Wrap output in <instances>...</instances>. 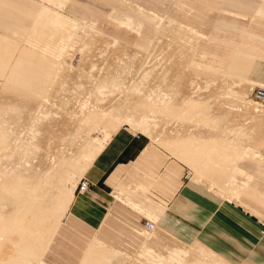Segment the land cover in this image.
I'll use <instances>...</instances> for the list:
<instances>
[{"label": "rangeland", "instance_id": "obj_1", "mask_svg": "<svg viewBox=\"0 0 264 264\" xmlns=\"http://www.w3.org/2000/svg\"><path fill=\"white\" fill-rule=\"evenodd\" d=\"M11 1H12V3L16 2L17 5L12 4L9 0H7L8 5L7 6L3 5V12H2L3 20H5L6 15L11 20V25H10L11 28L8 29L9 31L7 32V35H10V37H12V38L10 40L8 39L7 44L4 43L5 40L3 39V46H2V50H1L2 52L0 53L2 55V57L4 58L3 61L5 63L8 62V63L13 64L15 66L17 64V62L19 61V58H21V54H23L25 52H27V54L32 53L35 55L37 54L39 56H42L40 52L32 51L33 49H31V44H30L31 42L28 43L29 42L28 41L29 40L28 35L30 33V27L32 25L33 18H35L36 14L40 11V9L43 6H48L51 9L60 11L64 15L69 17L70 19L76 20V22H78L80 24L82 29H86V27H87V29H86V31H88L87 34L91 33V31L88 30L90 28H94L93 31L94 30L99 31L100 32L99 34H101L102 36H106V37H104V39L105 38L109 39V40H107L106 43L104 42L105 44H107L108 41H110V39H114V38L117 39L119 41V43H118L119 47L116 44L115 45L116 48L117 49L120 48V49H118L120 51L124 50V51L118 53L119 60L116 58L113 59L115 57L116 53H115V55L113 54L114 57L113 56L110 57L108 55H110L113 52L118 51V50L115 49V46L112 47V45H114V44H112V40L109 42L110 44H107V46L104 45L107 48L109 45L112 44L110 46L112 48L108 47V50L111 53L109 54V52L106 51L108 53V55H107L105 53V48L103 46V44H104L103 43V41H104L103 37L101 35H100L101 37H98V38H96L94 36V38H96V39H94L92 37L94 35V32H92L91 33L92 35L89 34L88 37L91 38V40L93 38L94 42H96L95 40H97L99 38L103 39L102 45H100L101 43L99 44L100 48H97V46H98V43L101 42V40L100 41L98 40L97 44H94L93 41H92L93 42L92 43L90 40L88 41L90 43H88L86 40V43L82 44V42H85L86 36H84V34L81 33L80 37L82 38V36H83L85 39L83 38L82 40H84V41L81 42V40H80V43L77 41L76 46L79 44H80V46H78V47L75 46L71 50H67V52H64V54L62 55L61 58L57 59V56H52L51 54H48V56H46V55L44 56L47 58L51 56L55 59V60L50 61L49 86H44V88L49 87V90H52V92L50 93V104H51V106L53 105V107H49V108L51 109L52 112L54 111V113H53L54 116L52 117V114H51L52 112L50 111V115H51L50 117H52V118H49V119H52V121H57V124L54 123L53 126H51L52 128L54 127V129L53 130H52V128L49 129L50 133H52V131H55L57 133V134L55 133L56 136H54L55 135L54 133L50 134L48 132L50 136L54 137V141H56V143L58 144L56 146L52 145L53 148L50 147L51 150H53L54 147L55 148H57L59 146L61 147V145H59V144L63 143L62 144L63 147L62 148L59 147L58 149H61L64 152L70 150L69 152H66V154L67 153L69 154L71 152V150L73 151V148H75V147H73V145L70 144V145H68V149H69L68 150L66 148L67 144L73 142L72 144H74V146H76L78 143L76 149H79L80 146L82 148V145L79 146V144L84 142L85 139H88L92 142L94 141L95 143L100 144V145H106V143L108 142V140L110 138V133L104 128L103 124L107 121H111L109 118L105 119L103 124L100 127L98 126V129L95 130L96 132L94 131L90 134V137L87 138L86 135L85 136L83 135L86 133V130L82 134L83 136H80L81 134L78 135L77 137L73 136V134H75L74 132L76 131V129H78V126L82 125V121L84 120V117L80 116L81 110L78 108L79 106L76 103L77 102L76 99L78 97H80L79 95H83V93L88 92L87 89H89L88 88L89 85L86 86L87 84L85 85L84 82L86 81V83H87V81H88L87 79H89L90 80L89 82H91V80L94 79L93 77H95L94 81L91 82V85L96 84L95 81L100 80L102 78V77H100L102 74L98 75L99 73L95 74V72H100V69H102L101 72L105 71V69H107V71L110 72L111 71L110 68L114 67V66H112L115 64L114 61L117 60L116 61L117 65H115V68H114L115 71L113 68H112L113 69L112 71L115 73L122 71L123 74L125 72L124 75L129 74L128 76L130 77V79H129V77H126L129 80H127V79L125 80L129 84H126L125 86L123 85V87H124V89L122 90L123 92H120V90L118 92V91H114L113 89H110V91L115 92V94L113 93L114 98H112L113 96L108 95V97H110V98L107 97L108 99L104 98L103 100H106L108 102V100L112 98L113 100H111V101H113V102H111V103H110V101L108 102L109 103L108 105L110 106L112 103H115L117 101L116 98L119 97V95H121V93L123 96H124V94L126 95L128 93H129V95H131V97L132 96H134V97L138 96V94L135 91L129 92V90L131 89V86L133 85L132 83H134L135 81L137 82L140 79H141L140 81H142L144 83L146 81H143V80H146V79L148 80L149 78H152L154 75L156 76V74L158 73L157 70L159 71L158 68H159V66H161L160 64H156V63L157 62L161 63V54H163V53L166 54L167 51L169 50V49L166 50L165 47H168V45L164 42V40L167 38L166 41L168 43L169 42L168 39H172L170 36L172 34L174 35L175 33H177V35H174V36L172 35V37H174L173 40H170V44H172L173 41H174L173 43L176 42L175 40H177V38L179 36H182L185 34L187 35L190 33V32L189 33L183 32L185 34L181 33L182 29L179 27V25L190 27L193 30H195V32L197 34L190 33L192 35L191 36L192 38L188 35L187 36L185 35V37L182 36L180 38L181 40H177V42L175 43L177 45V44H179L178 43V41H179L180 47L178 46L179 48H177V50H176V45L172 44L173 46H169V47L175 46V48H174L175 50L174 49L172 50V48H170L172 51L169 50V52L166 55L162 56V61L164 60L166 62L165 63L163 61L162 63L169 65V66L164 65V66H166L165 67L166 69L168 67V70L165 71L164 70L165 68L163 70L165 72H167L166 74L168 75V77L171 76V78H169V80L165 81L168 78H165L166 74L164 76V74H163L164 72L161 69L162 74L159 71L158 75L159 74L163 75L164 81L157 78L158 76H156L155 78L158 79V81L156 80L157 83L155 82V84L151 85L152 81L154 82V80H152L154 78L153 77L152 79H150L151 83H150V85L148 84L149 86H147V83H149V80L147 81V83L143 84L144 89H145V87L146 88L148 87L151 90L154 89L155 94H156L155 91L157 89L163 87L162 86L163 83L166 82L167 87H168L169 83L172 84V85H169L171 87L170 88L168 87V88L170 89L171 94L173 91H175L172 94L173 98L169 99V96L172 97L170 93H167L168 97H166L170 100L169 102H174V103H171L172 104L171 106L174 105V107H171L169 105L171 107V109L170 108L168 109V110H172V113L165 110V112L169 113V115H170V116L168 115L169 118L164 117L166 113H164V111H163L162 112V113H164L163 118L161 116H158L156 119H157V121H159V123H161L162 121H165V122H162L161 124H159L158 125L159 128L158 127L156 129L152 128L150 131L151 133L149 132V134H147V133L145 134L144 132H141L142 130H139L137 127L135 128L134 126L132 127L130 124H124V125H118L117 124L118 126H122L121 128L128 127L134 133L141 134V135L145 136L146 138H148L153 145L159 147L162 150L163 154H167L168 156H171L174 160H176L179 163V165L181 167L186 168L187 176L189 178H192L194 181H197L195 178L194 172L190 168L185 166V164L181 160L176 158V156L174 154H171V153H173L171 151V149H169L168 147L164 148V145H163L164 143L162 144V142H160V141H163L161 136L162 137L166 136L167 139H169L168 136L165 134L169 133V131L171 130V127H172L171 125L175 122V121H172L174 119L173 116L176 115L175 112L177 113V111H179V110H177V111H174V110H176L177 108L180 109V107H182L181 109L184 110L183 109L184 107H185V109H187L189 106H192V104H194L193 102L197 101V100H194V98L190 95V93L193 95L196 93L195 95H197L198 91H199L198 89H200V91H202V92L200 93V91H199V93H200L199 96H196L195 98L197 99V97H198V101L201 100L200 102H203L202 105H204V106H202V109L206 110V115H207V113L209 114L212 111V110H209L212 108V106H211L212 104L215 105L214 106V107H216L215 109H219L218 112H220V110H222V108L229 110V113L226 112L225 110L222 111L223 117H222V112L219 113V114H221V117L223 119L220 118V115L218 113H216L217 112L216 110H215L216 111L215 114L218 116H216L213 113V111L210 114L212 116L214 114V116L222 119V121L219 119L217 122H215V124H217L220 121L219 123H221L223 126L219 125V123L217 124L218 127L215 124L213 126V124L208 121L212 125V127H215V126L217 127V129H216V127H215V129L209 127L211 129V131H212V129H213V131L216 130L214 132L213 131L211 132V131H209L210 130L209 128L201 127L202 125L203 126H205V125L202 124L201 120L196 118L199 120L198 121L199 123L196 121V119H194L196 123H194V127H192V124H193L192 122H194V120L190 119V118H193V117H191L189 114V117H190L189 118L188 114L186 113L185 116H187L188 118L183 115V117H185L186 119L185 118L178 119L176 121L182 120V123L176 122L177 124L174 123V125H173L176 128H177V125H180V128L183 131L182 133H184L183 136H182L181 132H180V135L179 134L174 135V133H176L177 130H178L177 132H179L181 130L180 128H179L180 130L178 128H177V130L174 128V130H172L174 137L169 136L170 139L175 138V136L176 137L179 136V138H183V137L185 138L186 135L190 134L188 132L190 127L192 128V130H193V128L194 129L196 128L195 130H197L199 127H201L202 132H200V130H199L200 128H199L196 131V133L197 134L199 133L198 134L199 137H202V138L203 137L209 138L210 136L212 137V135H215V137L218 136L220 138H224V137L227 138L230 136V138H231L234 135L231 136L232 134L229 132L228 128L230 127L229 129H231L233 125L235 127H237V125L241 124L242 121L247 119V116L248 115L250 116V114H248L247 116H246V114L245 115L243 114L244 116L242 115L243 118H241L242 117L241 112L240 113H238V112L242 109L237 110V108H238L237 107L236 111H238L237 114L240 116L236 115V113H235L236 111L234 110L235 115L233 114V116H236V119L233 120V118H235V117L231 116L232 115L231 113L233 112V111H231L232 109L228 108L229 105L227 106V105H224V103H222L223 100H224L223 102H225V99H221V97L225 98L227 96L231 100L248 101V102H250L249 103V107H250L249 109H251V107H253V106L254 107L264 106V103L259 102V104H258L256 102H254V98L252 95V93H253L252 90L259 85L249 83L251 86L247 85L248 87L246 86L247 87L246 88L245 85L248 83H245V84L243 83L242 87H241L242 89H240V88L237 89V87H236V89H232V86L230 84H227L228 86L230 85L229 86L230 88L226 85L227 81H230L232 79V77H230L228 74L240 75V76L245 77V78L246 77L247 78H255L254 80H256L258 78L254 75L252 76L251 74L259 73L260 71H262L260 74L262 75V77H264V70H262L261 68L256 66V63H257L256 58H264V55L259 54L258 52L254 51L257 49L264 50V7H262L264 5V0H52V1L33 0L32 7H31L32 2L30 0L29 1L30 6L28 9L26 6L27 0H11ZM9 4H11V5H9ZM139 7L143 8L145 11L140 12ZM260 8H262L261 11H260ZM5 10H7V12ZM151 12L154 13L158 17V18H156V20H153V18H152L153 16L150 15ZM169 20H171V21H169ZM166 21H167V23H166ZM176 23H178L179 25L178 24L175 25ZM168 24H169L170 29L168 27H166V26H168ZM170 25L173 26L174 28L171 27ZM83 26H84V28H83ZM81 27H79L78 31L82 30ZM161 27H162L163 31L165 30V28L168 29V30L167 29L165 30V31H167V32H165V34L168 33L167 35H164V32L161 31ZM171 28H173V29L176 28L175 33L173 31V33L171 34L172 31H170V30H173ZM180 30H181V32H180ZM178 31H179V36H178ZM160 32H161V34L163 33L164 36L161 35ZM99 34H96V36H99ZM168 35H169V37H168ZM196 35L198 37L197 40H196V38H194V37H196ZM159 36H161L162 38ZM165 36H166V38H165ZM176 36H177V38H176ZM88 37H87V39H89ZM186 37H189L188 40L191 38L189 40L190 46L187 44L188 42H185V41H188V40H186ZM157 38H159V39H157ZM161 39H164V40H161ZM159 40H161V41L159 42ZM183 40H185L184 41L185 43L183 42ZM191 40L193 41V43L195 41V43L191 44V42H192ZM73 42H75V41H73ZM158 42L160 43V46L162 45L161 47L159 46ZM163 42L167 46L164 47ZM91 43H92L91 46H93L92 47L93 51L91 50V47L89 48ZM155 43H158L159 47L157 45H155ZM181 43H182V45H181ZM86 44H88V45H86ZM120 44L122 45V47ZM154 45L157 46L158 48L154 47ZM181 46H183V47H181ZM185 46H189L190 49H189V47H185ZM79 47L82 48V50ZM153 47H154V49L156 48L155 50L158 49L155 52L156 54L154 53L155 50H153ZM6 48L8 49L7 50L8 54L5 56V54L3 52ZM77 48H79V49H77ZM180 48H182L185 52L182 49H181L182 50V52H181ZM184 48H186L187 51ZM37 49L39 50L40 48H37ZM73 49H75V50L77 49L79 51L76 50V52H74L75 50L73 51ZM110 49H112V51L113 50H115V51L112 52ZM158 51H160V52H158ZM173 51L174 52L180 51V52L172 54V53H174ZM150 52L154 53V54H151L152 55L151 58L152 59L155 58L154 60H156V61H154V64L152 62V65L150 64L151 62L146 61L149 59L148 56H149ZM83 53L85 54V56ZM122 53L125 54V56L127 55V57H130V58H128L129 61L126 62L127 65H123V67L121 66L122 69H120V67H118V65L120 66V64H119V62L121 60L120 54H122ZM180 53H182V54H180ZM242 53H245V54L250 55V56H255L256 58L250 59L248 57H245ZM105 54L109 57V59L107 61L110 62L112 60L111 61L112 63L111 62L107 63V61H106L107 56L105 57ZM123 54L121 55V57L124 56ZM157 54L160 56H158ZM171 54H172V57H175L174 60L171 57ZM87 55L88 56L90 55V56L88 57ZM156 55L159 58H157ZM82 56H84V58L88 57L89 61L86 62L87 58L83 59ZM132 56H133V58H132ZM134 56L136 59H134ZM146 56L148 58H146ZM80 58H82V59L80 60ZM137 58H138V60H137ZM151 58H150V60L152 61ZM156 58L158 60L159 59L160 60L158 61ZM163 58H165V59H163ZM125 59H122L123 62H125ZM176 59H178V60H176ZM122 60H121V62H122ZM130 60L134 61L133 63H135V64L132 63V65H131V63H129ZM170 60H172V62ZM80 61H82L81 64L86 65V66L82 65L83 69H81V67H78V63ZM83 61L86 63H83ZM142 61L143 62L146 61L150 65L146 64V62H144V64H143ZM123 62L121 64H123ZM138 63H140V64H138ZM142 64H143V66L146 65V67L141 66ZM92 65H94V66L98 65L99 67L98 66L97 67L100 69H98L95 66V68L98 69V70L96 69L97 70L96 71L94 66H92ZM153 65H159V66H156V70H154L155 66L153 67ZM14 66L11 68L3 69V72L12 73ZM79 66H80V64H79ZM108 66H111V67L109 68ZM148 66H152V68H154L152 70L149 67L148 68L149 71H151V72L155 71V73L156 72L157 73L153 74L150 72V74L151 75L153 74V76L149 77V74H148V76L146 75V77H145L143 75L145 78H143L142 74L138 75V72L143 73L145 71V69H147ZM92 68H94V71L88 70V69H92ZM103 68H105V69L103 70ZM117 68H119L118 70H120V71H118ZM79 69H81V70H79ZM255 69H258V70L254 71ZM141 70H142V72H141ZM89 71L94 72L95 75L91 74ZM107 71H105L103 73H106ZM168 71H169V74H168ZM62 72H63V74H62ZM85 72L86 73L89 72L91 74V75L87 74L89 76V78H85V77H88L85 74ZM81 73L84 74V75H82V77H81ZM147 73H149V72H147ZM124 75H122L123 76L122 79L125 78ZM96 76H99L98 79ZM163 77H160V78H163ZM194 77H198L199 79L198 78L193 79ZM262 77H260V78H262ZM133 78L135 79V81ZM200 78H203V79H200ZM8 79H9L8 75H6V74L4 76L0 75V107L2 104H4V105L15 104L16 106H18L20 104V102L22 105H20L21 107L19 106L20 111L18 110V108L13 109L11 111H7L10 114L12 112V115L13 116L15 115L14 117L12 115L8 114V116L5 115L4 116L5 118L3 117L2 120L0 118V121L5 120L6 124H8V125L5 124L8 127L7 128L8 134H6V135L9 138L11 137L12 140H14L15 137H19L21 139H28L29 134H30L28 132L30 120L34 116L33 114H30L33 112V110L31 111V108L34 109L33 107L38 105V102H36V101L34 102V100L42 99V94L41 93L40 94L35 93L34 98H33L31 93L28 92L25 94L26 95L25 96L24 93H21V91L18 90L19 87L18 88L14 87L8 81ZM46 79L47 78H44V81ZM82 79H84V80L82 81ZM192 79L194 82H196L195 80H198V81L200 80L197 83L198 84L202 83L201 85H203L204 88L201 85H200L201 87H196L195 85H198V84H196V83L194 84V82H192ZM51 80H53L54 83L52 82L51 86H50ZM130 80L133 82L131 83ZM174 80L175 81L177 80L176 83L177 84L179 83V87H177V84H175ZM56 81H58V82H56ZM161 81H163V83ZM187 81L188 82L191 81V82L188 83ZM204 81H207L208 83L204 82ZM209 81H210V84H211V82L213 83V88L209 89V85H210ZM231 81H233V79ZM123 82H124V80H123ZM203 82H204V84H203ZM214 82H217L216 84L217 85L219 84V85L217 87H214V86H216V84L214 85ZM79 83H84V87L86 88L84 90H86V91H82L84 87L81 84L83 87V88H81V86L78 85ZM137 83L139 84V81ZM159 83H161V87L158 85ZM124 84H125V82H124ZM190 84H192L191 86L193 87L192 88L193 90L196 87L194 93H192L193 90L191 89V87H189ZM206 84H209V85L206 86ZM220 84H222V85H220ZM223 84H225V86H223ZM232 85H234V84H232ZM79 86L81 88L80 90L82 91V94H79V93H81L79 90ZM156 86H159V87L156 88ZM205 86L208 88H205ZM51 87L52 88L54 87V88L51 89ZM92 87L94 88L95 85L91 86L90 88H92ZM165 87H166V85H165ZM210 87H212V85ZM166 88L163 87V88H161V90H164V89L166 90ZM168 88H167V90H168ZM149 89H146V91L150 92ZM189 89L192 90L190 93H189V91H190ZM205 89H207V90L205 91ZM161 90L160 89L157 90L158 92L156 95H158L159 92L163 93V91H161ZM143 91H142V96L145 93H147L146 91H144L145 93ZM209 91H210V93H209ZM166 92H169V91H164L163 95H166L165 94ZM12 93H13L14 97H13ZM109 93H111V92H108L107 94H109ZM187 93H189V94H187ZM117 94H119V95H117ZM159 94H161V93H159ZM186 94L188 96L190 95L192 98L190 99V97H189V99H187L185 97ZM216 94L218 95V97ZM23 95H24V97H26V99L22 98ZM47 95H48V93H47ZM115 95H117V96L115 97ZM213 95L216 97H214ZM200 96H203V98L199 99V98H201ZM71 98L74 99L76 102L74 100H71ZM184 98H186V99L184 100ZM97 99H99V98H97ZM214 99L219 100V101L222 100L220 103L224 107H222L218 103H216ZM26 100H28V101H26ZM64 100H66V101L63 102ZM99 100L102 101V99H99ZM171 100H173V101H171ZM187 100H189V101L186 102ZM192 100H193V102H192ZM67 101H69V102H67ZM130 101H131V99H130ZM178 101H180V102H178ZM103 102H101V103H103V105L99 103V106L101 109L103 108V107H101V105L105 106L104 105L105 101H103ZM117 102L115 103L116 105L118 104ZM214 102L216 104H214ZM24 103L26 106L24 105ZM31 103H34V104L31 105ZM63 103L64 104L66 103V104L64 105ZM67 103H73V104H71L72 108L70 106H68L69 104H67ZM62 104H63V107L67 105V107L69 108L68 109L67 107H64V109L66 111V112L64 111V113H60V111H61L60 108H61ZM115 104H113V106ZM217 104L221 108L220 107L217 108V106H216ZM225 104H227V103H225ZM28 105H30V106H28ZM74 105H76V106H74ZM106 106H107V104H106ZM109 106H107L108 108L104 107V109H102V110L110 109ZM205 106H207V107H205ZM225 106H227V108ZM63 107H62V109H63ZM75 107H76V109L78 108L77 113H76ZM111 107H112V105H111ZM21 108H23V110H21ZM70 108H71V110H70ZM174 108H176V109H174ZM2 109L3 108L1 107L0 110H2ZM4 110L6 111L7 109H4ZM17 110L19 113L18 119H17V113L13 114L14 112H17ZM72 110H73V112L75 110V112L74 113L71 112ZM224 111L228 115L230 114V116L232 118H230V116H228L226 113H224ZM250 111L252 112V110H250ZM0 112H4V111H0ZM57 112L59 113V115ZM67 112L69 113V115L67 114ZM139 112L146 113V112H148V110L143 109V111H142V109L139 108ZM65 113L68 115L66 118H65V116H66ZM173 113H174V115H173ZM64 114H65V116H64ZM182 114H180V115H182ZM224 114H226L228 116L229 121L226 118L227 116H225ZM252 114L253 113H251V115ZM72 115H74V118L77 117V119H74L72 117ZM166 116H167V114H166ZM176 117H179V116L176 115ZM216 117L215 118L213 117V118L216 119ZM260 117H262V116H260ZM260 117H259V119H260ZM12 118H13V120H12ZM14 118H16V119H14ZM224 118H226V120ZM237 118L240 119V121L242 119L243 120L241 122L239 121L240 123H237L238 122ZM257 118L255 120H257ZM9 119L11 120V123H10ZM175 119H177V118H175ZM223 120H225L226 123ZM255 120H253L252 124H251L252 121L250 122L249 120H245L246 123H243V124L248 125L247 122H250L249 125H253ZM46 121H49V120L47 119ZM46 121H45V123L43 122V124L46 125V123L50 122V121L49 122H46ZM169 121H170V123H169ZM213 121H215V120L211 119V122H213ZM233 121L234 122L236 121V125L233 124L234 123ZM263 121H264V118H263V120H261V121L257 120L256 122L257 123L262 122V124H263L264 123ZM12 122L13 123L17 122V123L12 124ZM61 122L62 123L67 122V124L68 123L69 124L68 125L66 123L62 124ZM208 122H207V124H206V122H204V123L206 125H210ZM256 122L254 124L255 126L257 125ZM168 123L170 124L171 127H169ZM58 124L64 125V126L60 125L61 128H63L62 129L63 131L59 129L60 126ZM165 124H166V126H165L166 127V130H165L166 133L163 132L165 134H163V133L161 134L160 128H161V126L163 128V125H165ZM189 124H191V125H189ZM195 124H198V127H196ZM262 124H258V125H260V127H257L258 126L257 125L256 126L257 129L252 128L253 133H254L252 139L254 141L251 140V141H253V145H251V146H256L254 144H256L259 141V139H257V138H260L262 135H264V131H263L264 127L261 128ZM56 125L58 127H56ZM65 125H67V128H66L67 130L64 128ZM225 125H226V127H227V125H229V127L226 128ZM219 126H221L222 128L223 127H225V128L219 130V128H221ZM240 126L241 125H239V127ZM255 126H253V127H255ZM70 127L72 129L75 128V131L70 129ZM206 127H208V126H206ZM248 127L249 126H247L249 137H248V135H246L247 129H246V134H245L246 136L240 135V137H239V138L243 137V139H241V140L244 141V144L247 142L252 143V142H249L250 138L252 136L249 134L250 133L249 130L251 129V127H249L250 129ZM42 128L44 129V126ZM68 128H69V131H68ZM162 128H161V130L164 131V129H162ZM167 129H169V131H167ZM172 129H173V127H172ZM224 129L228 130L226 132H229L228 133L229 135L225 136L227 133L224 131ZM252 129H251V131H252ZM258 129H261V131H258V132L254 131V130H258ZM192 130L190 131L191 133H192ZM217 130H219V131H217ZM64 131H66V132H64ZM172 131H170V132L172 133ZM63 132L66 134V136L67 135L69 136L68 138H71V139L75 140L76 142L71 140V139H68ZM67 132H68V134H67ZM69 132H71L70 135L73 136V138L69 135ZM72 132H73V134H72ZM193 132H195V131L193 130ZM224 132H225V134H224ZM259 132L260 133L262 132V133L259 134ZM58 133H60L61 136L58 135ZM171 133H170V135H171ZM212 133H214V134H212ZM151 134H154L155 136H153ZM160 134H161V136H160ZM255 134L257 135L256 138L254 137ZM49 135H48L49 141H50V139L53 140V138H51ZM63 135H64V137H66V139H68L65 142H64V140H66V139H64V138L63 139H59V138L57 139V136H59L61 138ZM188 136H190V135H188ZM74 137H75V139H74ZM83 137H85V138H83ZM218 137H217V139H220ZM244 137H246V140L244 139ZM247 137L249 138L248 141H247ZM55 138L57 140H55ZM76 138H79V139H76ZM158 138L160 139V141H156V140H158ZM163 138H165V137H163ZM41 139H42L41 141H43V139H45L44 136H43V138L41 137ZM58 140L59 141L63 140V141L59 142ZM51 141H50V143H51ZM67 142H69V143H67ZM254 142H256V143H254ZM75 143H76V145H75ZM84 143H82V144H84ZM44 144H45V142L42 144V146ZM247 144H245V145H247ZM248 145H250V144H248ZM69 146H70V148H72V147L73 148L70 149ZM44 147H45V145H44ZM12 148H13V145H11L10 150H12ZM76 149H74V151H76ZM79 150H77V151H79ZM74 151H73V153H74ZM77 151L74 154H77L78 153ZM262 154L264 155V151ZM37 158L39 159V155L37 156ZM40 160L43 162V156H40ZM253 160L256 161L254 155L252 154L251 157L244 158L243 160L238 162V167L240 168V172L236 173L235 176H232L233 179H232V182L230 184V187L232 190L234 188L238 189V191L240 193L239 197L235 199V198H229V197L225 196V198L231 199L232 201H236L240 204H246V206L248 205L247 206L248 208L250 206L255 207V205H258V202H261L264 205V202L257 198V197H259V198L263 197V195H264V162H262L261 164H258L256 162H254ZM5 168H10V167H8V165H7ZM11 168H14V167H11ZM248 174L252 175L253 178L250 181V183L248 184V186H247L248 188L246 190H244L243 188L245 187L244 186L246 184L245 180L247 179ZM82 179H84V176L76 175L75 177H73V179H70L64 185V188H63L64 191H67L68 189L69 190L75 189V191H76L78 184ZM208 180L207 179L203 180V182H201V184H206L210 188V186H209L210 181H208ZM6 181H7V177H1L0 178V184H4ZM214 189L211 188V190L213 192L217 193V191H216L217 189L216 188H214ZM121 192H122V195L120 196L119 200H121L122 202L126 201L125 204H127V201H128L127 205H129V201L131 199L133 200L132 195H130L131 193H129L127 189L122 190ZM142 192L144 193V195L139 201L147 202L146 205L151 206V205H163V204H165V201L163 200V198H159L156 196H154V197L150 196L149 193L150 194L152 193L150 189H143ZM135 199H138V198H135ZM20 202L21 201L18 200L15 203H10V202L6 203V208L2 210V213L4 215L3 218H5L6 221H8V222L10 220L12 221V217L15 216L14 213L16 212V210L18 208V204ZM3 203L4 202L2 201V198L0 196V206ZM131 213L132 214H128V215H126L124 213H119L116 211L114 213H111L110 216L108 217L106 223L103 225V227H101L98 230H90L81 222L65 216L62 220V223L60 224V227H59L50 247H49V250L47 251V253L45 255L46 262L48 264H83V259L87 253L88 248L93 244V242L96 241V239L103 242L107 247L114 249L116 251H119V253H120V255L118 257L114 258L113 260H111V262H105L102 264H145L149 260V257H142L141 254H143V253H141V252L147 246L152 247L154 250H156L157 252H159L165 256H168L169 252L172 250H175V249H183V250H187L190 252L193 250V248H192L193 245H191L190 243L182 241L178 237H176L173 234H171L170 232L166 231L162 227V226H164L163 224H160L159 222H156L155 220L150 219L149 217L144 219L145 218L144 216L143 217H142V215L140 216L134 210ZM147 220H151V221L155 222L156 229L154 231H148L146 229ZM148 233H151V235ZM146 237L147 238L150 237V239H146ZM192 253L195 254V251H193ZM188 260H189L188 264H190L191 263L190 261H192L193 258L189 257ZM6 264H14V263L12 261H9Z\"/></svg>", "mask_w": 264, "mask_h": 264}, {"label": "bare ground", "instance_id": "obj_2", "mask_svg": "<svg viewBox=\"0 0 264 264\" xmlns=\"http://www.w3.org/2000/svg\"><path fill=\"white\" fill-rule=\"evenodd\" d=\"M46 8V7H45ZM48 9V8H47ZM46 9V10H47ZM44 10L43 9V11H44V15L42 14V18H40V16H39V18L40 19H38V20H42V19H45V20H43V22H46V20L47 19H49V22L47 23L46 22V26H47V28L44 30V33L42 34V32H39V31H37V30H39V29H42V28H39V29H36V28H34L35 30V35L34 36H36V34L37 33H39L40 35H41V37L43 38V40H40V41H43V46H42V49H40V50H45V53L46 54H51L52 56H57V59L58 58H61L62 57V55L64 54V52H67V50H71L72 48H74L75 46H76V44H77V41L80 43V40H81V42L82 41H84V40H82L84 37L82 36V38L80 37L81 36V33H83L84 34V36H86V39H85V42H82V44L83 43H86V40H87V42L90 40L91 42L93 41L94 42V40H93V38H94V36L96 37V38H98V37H101L102 35L101 34H99L100 32H98V31H93V28H90V29H88L89 31H91V33L92 32H94V35L92 36L93 38H92V40H91V38H89L88 36H89V34H91V33H88L87 34V32L88 31H86V29H87V27H86V29H82V27L80 26V24L78 23V22H76V21H74V20H71V19H69V18H66L63 14H61V13H57V12H54V11H52L51 10V8L49 9V10ZM45 12H47V13H45ZM42 13V12H41ZM41 15V14H40ZM44 16H45V18H44ZM46 16H48V17H46ZM169 21H171V20H169ZM78 23V24H77ZM166 23H167V21H166ZM174 23V22H173ZM42 23H38V25L40 26ZM48 24H49V26H48ZM165 24V23H164ZM178 23H176L175 25H177ZM38 25H36V27L38 26ZM173 25V24H172ZM174 25V26H175ZM179 25V24H178ZM42 26H43V28H44V23L42 24ZM45 26V27H46ZM85 26V25H84ZM84 26H83V28H84ZM165 26V25H164ZM171 26V25H170ZM41 27V26H40ZM79 27H81V31H78V29H79ZM90 27V26H89ZM163 27V26H162ZM162 27H161V31H163L162 30ZM166 27H168L169 28V24H168V26H166ZM171 27H173V26H171ZM179 27L182 29V32H181V30H180V32L181 33H183V32H190V33H195L194 31H192V30H190V29H188V28H186V27H184V26H181V25H179ZM174 28V27H173ZM173 28H171V29H173ZM167 28H165V30H166ZM170 29V28H169ZM179 29V28H178ZM177 29V30H178ZM163 31L164 32V35H167L168 33H166L165 34V32H167V31ZM168 30V29H167ZM175 30H176V28L175 29H173V30H170V31H172L171 32V34L173 33V31H174V33H175ZM169 32V31H168ZM33 33V32H32ZM189 33V34H190ZM96 34H99V36H96ZM160 34H161V32H160ZM170 34V35H171ZM183 34H185V33H183ZM189 34H187L188 36H192L191 34L189 35ZM196 34V33H195ZM194 34V35H195ZM33 35V34H32ZM92 35V34H91ZM101 35V36H100ZM161 35H163V33L161 34ZM163 35V36H164ZM173 35V34H172ZM172 35L170 36L172 39H168V43H167V38H166V36H165V40L164 39H161V40H164V42L168 45V47H165V46H167V45H165L164 44V42H163V46L166 48V50H171L170 48H172V50L175 48V46L174 47H169V46H173L172 44H174V45H176L175 43L177 42V40H181L180 38L182 37V36H184L185 37V35H182V36H179V31H178V38H177V36H176V38H177V40H175L176 42L175 43H173L172 41V44H170V40H173V38L174 37H172ZM174 35H177V33H175ZM173 35V36H174ZM181 35V34H180ZM186 35V36H187ZM193 35V36H194ZM33 36V37H34ZM39 36V35H38ZM38 36L36 37V39H38ZM40 37V36H39ZM87 37L89 38V39H87ZM91 37V36H90ZM103 37V39H104V37H106V36H102ZM159 37H161V36H159ZM168 37H169V35H168ZM41 38V39H42ZM81 38V39H80ZM96 38H94V39H96ZM162 38V37H161ZM188 38L189 37H186V40H188ZM192 38V37H191ZM190 38V39H191ZM194 38H196V40H197V35H196V37H194ZM40 39V38H39ZM103 39L101 38H99V39H97V40H95L96 42H94V44H97V41L99 40H101V42H99L98 43V46H99V44L100 45H102V41H103ZM106 39V40H105ZM104 39V41H103V43L105 42H107V40H109V39H107V38H105ZM157 39H159V38H157ZM189 39V40H190ZM112 40V44H114V45H112V47L113 46H115L116 44L118 45V43L119 42H117V41H115V40H113V39H110V41ZM161 40H159V42L161 41ZM189 40L188 41H185V40H183V42L185 41V42H188L187 44L190 46V43H189ZM73 41H75V42H73ZM110 41H108V43L107 44H110L109 42ZM192 41V40H191ZM190 41V42H191ZM29 42H31V41H29ZM28 42V43H29ZM92 42V43H93ZM157 42V41H156ZM158 42V43H159ZM182 42V41H181ZM184 42V43H185ZM198 42V41H197ZM196 42V43H197ZM34 45L33 46H35V48H39L37 45L38 44H40V43H38V41H36V40H34ZM88 43H90V42H88ZM92 43L90 44V46H89V48L91 47V50L93 51V46H91L92 45ZM103 44V46L104 45H106L107 46V44ZM158 43H155V45H157L158 46ZM178 43L179 44H177L176 45V50H177V48H179L180 46V42L178 41ZM193 43V41L191 42V44ZM194 43H195V41H194ZM193 43V44H194ZM31 44V43H30ZM93 44V45H94ZM170 44V45H169ZM186 44V45H187ZM86 45H88V44H86ZM111 45H109L108 47L109 48H112V47H110ZM121 45V44H120ZM154 45V47H157V46H155ZM181 45H182V43H181ZM78 46H80V44L79 45H77L76 47H78ZM97 46V45H96ZM95 46V47H96ZM97 46V48H100V46L98 47ZM106 46H104V48H105V53L108 55V53L107 52H109V50H108V47L106 48ZM159 46H160V43H159ZM158 46V47H159ZM162 46V45H161ZM160 46V47H161ZM179 46V47H178ZM184 46V45H183ZM183 46H181V47H183ZM189 46H185V47H189ZM195 46V45H194ZM102 47V46H101ZM118 47H119V45H118ZM121 47H122V45H121ZM124 47V46H123ZM154 47H153V50H155L154 49ZM157 47V48H158ZM80 48V47H79ZM79 48H77V49H79ZM76 49V50H77ZM81 50H82V48H80ZM115 49H117L116 48V46H115ZM118 49H120V48H118ZM117 49V50H118ZM123 49V48H122ZM160 49V48H159ZM182 48H180V50H181ZM185 50H186V48H184ZM189 49H190V47H189ZM75 49H73V51H74ZM76 50L74 51V52H76ZM80 50V51H81ZM104 50V49H103ZM111 51H112V49H110ZM158 50V49H157ZM157 50H155L154 51V53L157 51ZM165 50V51H166ZM169 50L167 51V53L169 52ZM171 50V51H172ZM175 50V49H174ZM179 50V49H178ZM183 50V49H182ZM182 50H181V52H182ZM77 51H79V50H77ZM91 51V52H92ZM107 51V52H106ZM113 51H115V50H113ZM112 51V52H113ZM119 51V52H118ZM118 51H115V52H113L112 54H110L111 52H109V54L110 55H108V56H113V54L115 55V53H116V55L118 56H116L115 55V57L113 58V59H118L119 60V55H118V53H120V52H122V51H124V50H118ZM152 51V50H151ZM161 51V50H160ZM160 51H158V52H160ZM164 51V50H163ZM162 51V52H163ZM184 51V50H183ZM187 51V50H186ZM189 51V50H188ZM192 51V50H191ZM153 52V51H152ZM161 52V53H162ZM174 52V51H173ZM180 51H178V52H174V53H172V54H175V53H179ZM185 52V51H184ZM193 52V51H192ZM125 53V52H124ZM154 53H151L150 52V54H149V59L148 60H146V61H149V62H151L150 64L152 65V62H153V64H154V61H156V60H154V59H152L151 58V54H154ZM160 53V54H161ZM166 53V54H167ZM84 54V53H83ZM82 54V55H83ZM105 54V57L107 56ZM123 54V53H122ZM122 54H120V59L122 60V59H125L126 57H127V55L125 56V54H123L124 56V58L123 57H121V55ZM156 54V53H155ZM166 54H161V63L160 62H157L156 64H160L161 66H159V65H153V67L155 68H152V66H148L147 67V69H145V71L143 72V73H139L138 72V75H141L142 74V76L144 75L145 77H146V75L148 76V74H149V77L150 76H153V74L155 73V71L153 72H151V71H149V67H150V69H154V70H156V66H159V71H160V73L162 74V70L166 67V66H169V65H167V64H163L162 62L164 61H162V56L163 55H166ZM172 54H171V57H172ZM180 54H182V53H180ZM185 54V53H184ZM183 54V55H184ZM189 54V53H188ZM91 55V54H90ZM89 55V56H90ZM133 55V54H132ZM139 55V54H138ZM158 55V54H157ZM156 55V57L157 58H159L158 56H160V55H158L157 56ZM182 55V56H183ZM84 56H85V54H84ZM84 56H82L83 57V59H85V58H87L88 59V57H85L84 58ZM107 56V58H106V61L109 59V57ZM131 56V55H130ZM137 56V55H136ZM146 56V58H148ZM180 56V55H179ZM186 57V56H185ZM184 57V58H185ZM91 58V57H90ZM128 58H130V57H127L126 59H125V62H123V60H122V62H123V64H121L122 62H121V60H120V62H119V64H120V66L118 65V67H120V69H122V67H123V65H127V63L126 62H128L129 60H128ZM132 58H133V56H132ZM131 58V59H132ZM145 58V59H146ZM150 58L152 59V61L150 60ZM156 58V59H157ZM170 58V57H169ZM173 58V60H174V58L175 57H172ZM182 58V57H181ZM183 58V59H184ZM189 58V57H188ZM82 58H80V60H81ZM86 59V62L87 61H89V59L87 60ZM111 59V58H110ZM134 59H136L135 58V56H134ZM163 59H165V58H163ZM171 59V58H170ZM187 59V58H186ZM133 60V59H132ZM132 60H130V62L129 63H131V65H132V63L134 62V61H132ZM137 60H138V58H137ZM158 60V59H157ZM160 60V59H159ZM158 60V61H159ZM176 60H178V59H176ZM112 61V60H111ZM110 61V62H111ZM114 61V60H113ZM117 61V60H116ZM116 61H114L115 62V64L114 65H112V66H114V67H111V66H108L110 69H111V71L109 72V71H107V69H105V68H103V70L105 69V71H107L106 73H103V72H105V71H103V72H101L102 71V69H100V68H98L99 66L98 65H95L98 69H100V72H95V74L97 73H99L98 75H101L100 77H102L100 80H98V81H95V83L96 84H94L95 85V89L93 90L92 88H90L91 86H94V85H91V82L92 81H94V79H95V77H93L94 79L93 80H91V82H89L90 80L89 79H87L88 81H87V83H86V81L84 82L85 83V85L86 86H88L89 85V89H87L88 90V92H86V93H83V95H79L80 97H78L76 100H77V102L74 100V99H72L71 98V100H74L77 104H78V108L81 110V114H80V116H82V117H84V120L82 121V125H80V126H78V129H76V131H75V128L74 129H72L71 127H70V129H72V130H74L75 132V134H73V132H72V134H73V136H78V135H80V136H85L86 135V137L88 138V137H90V134L92 133V132H94L95 130H97L98 129V126L100 127L102 124H103V122L105 121V119H107V118H109L113 123H115V124H118V125H124V124H130L132 127L134 126L135 128L137 127L139 130H142L141 132H144L145 134L147 133V134H149V132L151 131V129L152 128H157L158 127V125L159 124H161L162 122H165V121H162L161 123H159V121H157V117L158 116H161L162 118H163V114L164 113H166L167 114V116H166V114H165V116L164 117H168V115H169V113H167V112H165V110H167L168 112H171L172 113V110H168L169 108L171 109V107H174V105L173 106H171L172 104L171 103H174V102H169L170 100V98L172 99L173 98V93L175 92V91H173L172 89V94L170 93V87L171 86H169V85H172V84H168V87H167V83L165 84V83H163V81H164V77H163V75H161V74H159L158 75V73H159V71L157 70V74H156V76H158L157 78H159V79H161V80H163V81H161L163 84H162V86L164 87V88H168V90H167V88H166V90L164 89V90H161V88H163V87H161V83H159L158 85L161 87V88H159L161 91H163V93H164V91H169V92H166L165 94L166 95H163V93L162 92H159V93H161V94H159L158 93V95H156L157 94V90H159V89H155L156 91V94L154 93V89L153 90H151V89H149L148 87L146 88L145 87V89H144V83H147V81L149 80V83H147V86H149L150 85V83H151V80L150 79H152L153 77L155 78L156 76L154 75L152 78H149L148 80L146 79V80H143V81H146V82H142V81H140L141 79V77L139 78L140 80H138L139 81V84L135 81V79H134V83H132L133 81H131L130 80V82L133 84L132 86H131V89L129 90V92H133V91H135L137 94H138V96H136V97H134V96H132L131 97V95H129V93L128 94H124V96L122 95V93H121V95H119V94H117V95H119V97H117L116 99H117V105L115 104V103H112L111 105H112V107H111V105L109 106L108 104V102L110 101V103L111 102H113V101H111V100H113L112 98H114V94H115V92L114 91H118L119 92V90H120V92H123L122 90L124 89V87H123V85L125 86L126 84H129V83H127V81H125L126 79L127 80H129L130 79V77L128 76L129 74H127V75H124L125 74V72H124V74L122 73V71L121 72H118V71H120V70H118L119 68H117V72L118 73H115V72H113L112 70L115 68V65H117L116 63ZM132 61V62H131ZM146 61H144V62H146ZM171 62H172V60H170ZM169 61V62H170ZM181 61V60H180ZM179 61V62H180ZM81 62L82 61H80L79 63H78V67H81V69H83V67H82V65L84 66L85 64H81ZM86 62H84L83 61V63H86ZM110 62H108L107 61V63H110ZM143 62V61H142ZM144 62H143V64H144ZM165 62V61H164ZM183 62V61H182ZM112 63V62H111ZM125 63V64H124ZM166 63V62H165ZM79 64H80V66H79ZM133 64H135V63H133ZM138 64H140V63H138ZM143 64L141 65V66H143ZM146 64H149V63H147L146 62ZM149 64V65H150ZM178 64V63H177ZM102 65V64H101ZM109 65V64H108ZM164 65H166V66H164ZM181 65V64H180ZM63 66V65H62ZM86 66V65H85ZM92 66H94V65H92ZM91 66V67H92ZM95 66H94V68H95ZM122 66V67H121ZM134 66V65H133ZM139 66V65H138ZM104 67V66H103ZM143 67H146V65L145 66H143ZM161 67V68H160ZM175 67V66H174ZM181 67V66H180ZM94 68H92V69H88V70H92V71H94ZM97 68H95V70L97 69ZM102 68V67H101ZM113 68V69H112ZM173 68V67H172ZM81 69H79V70H81ZM97 69V70H98ZM109 69V70H110ZM142 69V68H141ZM143 69V70H144ZM162 69V70H161ZM87 70V71H88ZM96 70V71H97ZM125 70V69H124ZM123 70V71H124ZM165 71L166 70H168V67H167V69L165 68L164 69ZM163 70V74H164V76H165V74L167 73V72H165ZM114 71H115V69H114ZM149 72V73H147V72ZM60 72V71H59ZM91 74H94V72H91V71H89ZM89 72H85V74L87 75H89L90 73ZM141 72H142V70H141ZM146 72V73H145ZM150 72L151 73H153L152 75L150 74ZM176 72V71H175ZM84 73V72H83ZM83 73H81V77H82V75H84ZM62 74H63V72H62ZM61 74V75H62ZM90 74V75H91ZM94 74V75H95ZM168 74H169V71H168ZM171 74V73H170ZM177 74V73H176ZM185 74V73H184ZM59 75V74H58ZM87 75V76H88ZM93 75V76H94ZM122 75H124L125 76V78H123L122 79ZM180 75V74H179ZM183 75V74H182ZM63 76V75H62ZM143 76V78H145ZM84 77V76H83ZM91 77V76H90ZM97 77V79H98V77L99 76H96ZM126 77H129V79L128 78H126ZM160 77H163V78H160ZM59 78V77H58ZM85 78H89V76L88 77H85ZM92 78V77H91ZM148 78V77H147ZM152 79V80H154V82L152 81V84L151 85H153V84H155V82H156V80L158 81V79ZM165 78H168V79H166L165 81H167V80H169V78H171V76L170 77H168V75L166 74V76H165ZM195 78H198V77H194L193 79H195ZM60 79V78H59ZM58 79V80H59ZM96 79V80H97ZM132 79V78H131ZM178 79V78H177ZM180 79V78H179ZM193 79H192V82H194L193 81ZM199 79V78H198ZM200 79H203V78H200ZM228 79V78H227ZM230 79V78H229ZM233 79V81H231ZM232 79L230 80V81H227V83H226V85L227 84H230L231 86H232V89H236V87H237V89L238 88H240V89H242L241 87H242V84L244 83H248V84H246L245 85V87L247 86V85H250L249 83L250 82H246V81H244V80H240V79H235V78H233L232 77ZM84 79H82V81H83ZM123 80H124V82H125V84H124V82H123ZM191 80V79H190ZM207 80V79H206ZM175 81V80H174ZM177 81V80H176ZM176 81H175V84H177L176 83ZM183 81V80H182ZM181 81V82H182ZM189 81V80H188ZM187 81V82H188ZM196 82H194V84L196 83V84H198L197 82H199L198 80H195ZM202 81V80H201ZM211 81V80H210ZM210 81H209V84H210ZM56 82H58V81H56ZM184 82V81H183ZM191 82V81H190ZM190 82H188V83H190ZM204 82H207V81H204ZM204 82H203V84H204ZM225 82V81H224ZM223 82V83H224ZM229 82V83H228ZM232 82V83H231ZM54 83V82H53ZM84 83H79L78 85H80L81 86V88H83L84 87ZM90 83V84H89ZM157 83V82H156ZM186 83V82H185ZM208 83V82H207ZM217 82H214V85L216 84ZM83 85V87H82V85ZM149 84V85H148ZM166 85V87H165V85ZM187 84V83H186ZM193 84V83H192ZM192 84H190V86L189 87H191V89L193 88L191 85ZM202 84V83H201ZM201 84H198V85H195L196 87H203V85H201ZM209 84H206V86L207 85H209ZM232 84H234V85H232ZM77 85V86H78ZM91 85V86H90ZM189 85V84H188ZM201 85V86H200ZM212 85V87H210ZM219 85V84H218ZM217 84H216V86H214V87H217L218 86ZM220 85H222V84H220ZM229 85V86H230ZM53 86V85H52ZM80 86H79V90L81 89L80 88ZM143 86V87H142ZM155 86V85H154ZM159 86H156V88L157 87H159ZM194 86V85H193ZM194 86V87H195ZM205 86V88H208V87H206ZM223 86H225V84H223ZM228 86V85H227ZM226 86V87H227ZM228 86V87H229ZM251 86V85H250ZM55 87V86H54ZM53 87V88H54ZM177 87H179V83L177 84ZM188 87V88H189ZM196 87L194 88V90L192 91V90H190L189 91V93L192 91V93H194L195 92V89H196ZM225 87V88H226ZM227 87V88H228ZM248 87V86H247ZM246 87V88H247ZM52 87H51V89H53ZM77 88V87H76ZM152 88V87H151ZM204 88V87H203ZM202 88V89H203ZM210 88H213V83L211 82V84L209 85V89ZM224 88V89H225ZM226 88V89H227ZM230 88V87H229ZM245 88V89H246ZM84 89H86L85 87L83 88V90L82 91H86V90H84ZM110 89H113L114 91H110ZM146 89H149L150 90V92L149 91H146ZM198 89V88H197ZM244 89V90H245ZM250 89V88H249ZM78 90V89H77ZM78 90V91H79ZM146 91L147 93H145L144 91ZM183 90V89H182ZM199 91H200V89H198ZM207 89H205V91H206ZM9 91V90H8ZM82 91L80 90V92L81 93H79V94H82ZM142 91L145 93L143 96H142ZM180 91V90H179ZM197 91V90H196ZM199 91H198V94L197 95H193V94H191L190 93V95L194 98V100H197V101H194L193 102V100H192V102L194 103V104H192V106H189L187 109H185V107L183 108L184 110H182L181 108L182 107H180V109H176V108H174V109H176V110H174V111H177V110H179V111H177V113L175 112V114L177 115V116H181L180 118L179 117H176V115H174V113H173V120L172 121H175L174 123L175 124H177L178 122L179 123H182V120H179V121H176V120H178V119H181V118H185V117H187V116H185L186 115V113L188 114V117H189V114H190V116L191 117H193V118H190V119H196V118H198L199 120H201V122H202V124H204L205 126H203L202 124V126L201 127H204V128H209V127H211V128H214L215 129V127L217 126L218 127V123L220 122H218L217 124H215V122H217L220 118H222L223 117V110H225L226 112H228L229 113V110H227V109H223L222 108V110H220V112H218V110L219 109H215L216 107H214L215 105H211L212 106V108L211 109H209V110H212L213 111V113L215 114V112L216 113H221L222 112V117H221V114H219L220 115V118H218V117H216V116H218V115H216V116H214V114H213V116L212 115H210L211 114V112L208 114L207 113V115H206V110L204 111L203 109H202V106H204V105H202V103L203 102H200V101H198V97H197V99L195 98L196 96H199V94L202 92V91H200V93H199ZM215 91V90H214ZM219 91V90H218ZM52 92V90H49V92H48V95L45 97V98H43V99H41V100H34V102L36 101V102H38V105H34L35 107H33L34 109H32L31 108V111L33 110V112L32 113H30V114H33L34 116H33V118L30 120V124H29V137H28V139H21V138H19V137H15L14 138V140H12V138L10 137H8L6 134H8V127L6 126V125H8V124H6V121L4 120V121H0V178L1 177H7V181L4 183V184H0V196H1V198H2V201L4 202L3 204H1V206H0V264H6L7 262H9V261H12L14 264H45L44 262H43V260H42V257H43V254H44V252H45V250H46V248H47V245H48V242H49V240H50V237H51V235H52V233H53V231H54V229H55V227L57 226V224L60 222V220H62L63 218H64V216H65V214L67 213V211H68V209H69V206H70V204H71V202H72V200H73V196H74V192H75V189L74 190H67V191H64V185L70 180V179H73V177H75L76 175H78V176H84L85 175V173L87 172V170H88V168L90 167V165L95 161V159L100 155V153L103 151V149H104V145H100V144H97V143H95L94 141L92 142V141H90V140H88V139H85L84 140V142H82V143H84V144H82L81 142V144H79V146L80 145H82V148H81V146H80V150L79 149H76L77 148V145H78V143H77V145H76V143H75V145L76 146H74V144H72L73 142H71V143H69V142H67V143H69V144H67V149H68V145H73V147H75V148H73V151H74V149H76V151L77 150H79V151H77L78 153L77 154H74L76 151H74V153H73V151L71 150V152L68 154H66V152H69V151H62L61 149H58L59 147H57V148H55L54 147V149L53 150H51L50 149V147H52V145L54 146H56V145H58L57 143H56V141H54V137L53 136H50L49 135V129H51L52 127L51 126H53V124L55 123V124H57V121H52V119H49V118H52L53 116H54V111L52 112L51 111V109L49 108V107H53V105L51 106V104H50V93ZM108 92H111V93H109V94H107ZM149 92V93H148ZM183 92V91H182ZM223 92V91H222ZM17 93V92H16ZM22 93V92H21ZM114 93V94H113ZM167 93H170L171 94V96L172 97H170L169 96V99L168 98H166V97H168L167 96ZM177 93V92H176ZM189 93H187V94H189ZM206 93V92H205ZM209 93H210V91H209ZM85 94V95H84ZM169 94V95H170ZM178 94V93H177ZM180 94V93H179ZM185 94V93H184ZM186 94V98L187 99H189V97H190V99L192 98L190 95L188 96ZM222 94V93H221ZM12 95H13V93H12ZM21 95V94H20ZM108 95H111V96H113L111 99H109L108 100V102L106 101V100H103L104 98H107L108 97ZM117 95H115V97L117 96ZM203 95V94H202ZM212 95V94H211ZM217 95V94H216ZM220 95V94H219ZM5 96V95H4ZM26 96V95H25ZM121 96V97H120ZM188 96V97H187ZM214 96V95H213ZM9 97V96H8ZM13 97H14V95H13ZM20 97V96H19ZM201 98H199V99H202L203 98V96H200ZM211 97V96H210ZM214 97H216V96H214ZM217 97H218V95H217ZM224 97V96H223ZM22 98H24L23 96H22ZM97 98H99V99H102V101L101 100H99V99H97ZM108 98H110V97H108ZM107 98V99H108ZM133 98V99H132ZM136 98V99H135ZM175 98V97H174ZM181 98V97H180ZM179 98V99H180ZM186 98H184V100L186 99ZM20 99V98H19ZM25 99H26V97H25ZM33 99V98H32ZM130 99H131V101H130ZM168 99V100H167ZM209 99V98H208ZM220 99V98H219ZM221 99H225V102H223L222 100H215V102L216 103H218L220 106H222L221 105V101H222V103H224V105H229V109L231 108L232 110L231 111H233L231 114V116L232 117H235V118H233V120L234 119H236V116H233V114L235 115V113H236V115H238L237 114V112L238 111H236V108H237V110H240V109H242V110H240L238 113H240L241 112V116L244 114H246V116L248 115V114H250V116L248 115L247 116V119H245V120H249L250 122H251V124L253 123V120H255L257 117V120H259V121H261V120H263V118H264V106H261V107H251V109H249L250 107H249V103L250 102H248V101H240V100H231L230 98H228L227 96L225 97V98H222L221 97ZM10 100V99H9ZM94 100V101H93ZM115 100V99H114ZM213 100V101H214ZM26 101H28V100H26ZM66 100H64L63 102H65ZM103 101H105V106H102L103 105ZM171 101H173V100H171ZM182 101V100H181ZM189 100H187L186 102H188ZM191 101V100H190ZM219 101V102H218ZM25 102V101H24ZM67 102H69V101H67ZM73 102V101H72ZM101 102H103V103H101ZM107 102V103H106ZM178 102H180V101H178ZM191 102V103H192ZM214 102V104H216ZM254 102H256V103H258L259 104V102L257 101V100H255L254 99ZM19 103V102H18ZM74 103V102H73ZM73 103H67V104H69L68 106H72L71 104H73ZM99 103L100 104H102L101 105V107H103L102 109H104V107L106 108L107 106H109V108L110 109H105V110H102L101 108H100V106H99ZM170 103V104H169ZM182 103V102H181ZM180 103V104H181ZM225 103H227V104H225ZM32 104H34V103H31V105ZM64 104V103H63ZM63 104L61 105V111H60V113H64V111H65V109H64V107H67V105L66 106H64L63 107ZM66 104V103H65ZM64 104V105H65ZM106 104H107V106H106ZM113 104H115L114 106H113ZM216 105L217 106V108H219L220 106L219 105ZM20 105H22L21 104V102H20V104L18 105V106H16L15 104H13V105H4V104H2L1 105V107L3 108L2 110H0V111H4V112H0V118H1V120L3 119V117L5 116V115H7L8 116V114L9 115H12V112H11V114L9 113V112H7V111H11V110H13V109H17L18 108V110H19V108L21 107ZM24 105H25V103H24ZM23 105V106H24ZM171 107H170V106ZM210 105V104H209ZM20 106V107H19ZM22 106V107H23ZM26 106V105H25ZM28 106H30V105H28ZM60 106V105H59ZM74 106H76V105H74ZM73 106V107H74ZM186 106V105H185ZM227 106H225L226 108H227ZM0 107V108H1ZM62 107H63V109H62ZM205 107H207V106H205ZM204 107V108H205ZM214 107V108H213ZM222 107H224V106H222ZM24 108V107H23ZM23 108H21V110H23ZM68 108V107H67ZM66 108V109H67ZM72 108V107H71ZM71 108H70V110H71ZM78 108L76 109V107H75V110H76V113H77V110H78ZM108 108V107H107ZM139 108L140 109H142V111H143V109H146V110H148V112H146V113H141V112H139ZM221 108V107H220ZM253 108V109H252ZM4 109H7L6 111L4 110ZM26 109V108H25ZM24 109V110H25ZM50 109V110H49ZM69 109V108H68ZM164 109V110H163ZM18 110H17V112H14L13 114H15V113H17V119L19 118V113H18ZM75 110H74V112H75ZM182 110V111H181ZM216 110V111H215ZM236 112H235V111ZM250 110H252V112L250 111ZM15 111V110H14ZM20 111V110H19ZM50 111L52 112L51 114H52V117H50L51 115H50ZM68 111V110H67ZM164 111V113H162ZM173 111V112H174ZM224 111V113H226ZM230 111V112H231ZM66 112V111H65ZM69 112V111H68ZM67 112V114L69 115V113ZM71 112H73V110L71 111ZM73 112V113H74ZM235 112V113H234ZM58 113V112H57ZM162 113V114H161ZM183 113V114H182ZM251 113H253L252 115H251ZM66 114V113H65ZM65 114H64V116H65ZM66 114V116H65V118L68 116ZM161 114V115H160ZM180 114H182V115H180ZM227 114V113H226ZM226 114H224L225 116H227ZM58 115H59V113H58ZM75 115V114H74ZM74 115H72V117L74 118ZM77 115V114H76ZM79 115V114H78ZM183 115L185 116V117H183ZM243 115V116H244ZM13 116V115H12ZM15 116V115H14ZM13 116V117H14ZM170 116V115H169ZM171 116V117H172ZM224 116V117H225ZM228 116H230V114L228 115ZM228 116L226 117L227 118V120L229 119L228 118ZM230 116V118H232ZM238 116H240V115H238ZM243 116L241 117V118H243ZM260 116H262V117H260ZM76 117V116H75ZM170 117V118H171ZM187 117V118H188ZM216 117V119H214V118ZM259 117H260V119H259ZM5 118V117H4ZM169 118V117H168ZM175 118H177V119H175ZM201 118V119H200ZM226 118H224L225 120H226ZM246 118V117H245ZM14 119H16V118H14ZM49 120V121H46V120ZM74 119H77V117L76 118H74ZM161 119V118H160ZM172 119V118H171ZM186 119V118H185ZM198 119H196V121L198 122L199 120ZM211 119L212 120H215V121H213V122H211ZM223 119V118H222ZM222 119H220L221 121H222ZM238 119V118H237ZM251 119V120H250ZM12 120H13V118H12ZM192 120V121H193ZM225 120H223V121H225ZM243 120V119H242ZM241 120V121H242ZM240 121V119H238V122L237 123H240L241 122V124H238L237 125V127H235L233 124H235L236 125V121L232 124L233 126H232V128L231 129H229L230 127H229V125H227V127H229L228 128V130H229V132L232 134L231 136H233V137H231L230 138V136L229 137H227V138H225L224 136V138H220V137H218L217 135V137L218 138H220V139H217V137H215V135H212V137L210 136L209 138H202V137H199V133L197 134L196 133V131L199 129L200 130V132H202V129H201V127H199L197 130H195L194 128H193V130L195 131V132H193V130H192V128L190 127L189 128V133L190 134H188V135H190V136H188V135H186V137L184 138H179V136H175V138H173L174 136H173V131L172 130H174V128L177 130V128L179 129L180 128V125H177V128L175 127V126H173L174 125V123L171 125L172 127H173V129H172V127L170 126V121H169V123H168V125H169V127H171V130L170 131H172V133L169 131V129H167V131H169V133H166V124L165 125H163V128H162V126H161V128L162 129H164V131L163 130H161V128H160V133L162 134L163 132H165V133H163V134H165V135H167L168 136V138L169 139H167V137L166 136H163V137H165V138H163L162 136H161V134H160V136H161V138L163 139V141H160V137L158 138V140H156V141H160V142H162V144L164 145V148L165 147H168L169 149H171V151L173 152V153H171V154H174L175 156H176V158H178L179 160H181L182 162H184L193 172H194V175H195V178H196V180H198V181H203V180H208V181H210L209 183H210V186L211 187H213V188H218L219 189V191L220 192H230V188H229V186H228V184H229V178H230V176L233 174V172L235 171V168H236V164H237V162L241 159V158H243L246 154H248V153H256V154H259V155H261L262 153H263V151H264V135H262L260 138H257V139H259V141L256 143V142H254V143H256V144H254V145H256V146H251V145H253V129H257L256 128V126L258 125V124H262V122L261 123H257L256 121L257 120H255L254 121V124H255V122H256V126L253 124V125H249L250 124V122H247L248 123V125L247 124H243V123H246V121ZM9 121H10V123H11V120L9 119ZM15 121V120H14ZM13 121V122H14ZM45 121L46 122H49V123H46V125L45 124H43V122L45 123ZM69 121V120H68ZM168 121V120H167ZM166 121V122H167ZM184 121V120H183ZM191 121V122H192ZM212 123L213 124V126H214V124L216 125L215 127H212V125L209 123ZM229 121V120H228ZM240 121V122H239ZM12 122V124H16V123H13ZM20 122V121H19ZM18 122V123H19ZM177 122V123H176ZM204 122H206V124H207V122L210 124V125H206ZM231 122V121H230ZM264 122V121H263ZM62 123V122H61ZM63 123H66L67 124V122H63ZM62 123V124H63ZM193 123V124H192ZM191 124H192V127H194V123H196L195 122V120H194V122H192ZM199 123V122H198ZM225 123H226V121H225ZM232 123V122H231ZM6 124V125H5ZM11 124V125H12ZM69 124V123H68ZM67 124V125H68ZM191 124H189V125H191ZM229 124V123H228ZM59 125V124H58ZM61 125V124H60ZM59 125V126H60ZM67 125H65V129L67 128ZM196 125V127H198V124H195ZM219 125H221V126H223L221 123H219ZM239 125H241L240 127H239ZM263 125V126H262ZM261 125V128L262 127H264V123ZM44 126V129L42 128ZM61 126H64V125H61ZM61 126H60V130H62L63 128H61ZM179 126V127H178ZM206 126H208V127H206ZM221 126H219V127H221ZM231 126V125H230ZM247 126H249V127H251V129H252V131H251V129L249 130L250 131V135H252L251 136V138H250V141L249 142H252V143H248V144H250V145H248L247 143H245V144H247V145H245L244 144V141L243 140H241V139H243V137L242 138H239L240 137V135L241 136H244L245 134H246V129H247ZM253 126H255V127H253ZM56 127H58L57 125H56ZM55 127V128H56ZM217 127H216V129H217ZM225 127H226V125H225ZM225 127H223V128H225ZM226 127V128H227ZM235 127V128H234ZM257 127H260V125H258ZM159 128V127H158ZM168 128V127H167ZM203 128V129H204ZM222 127L221 128H219V130L220 129H223ZM54 129V127L52 128V130ZM64 129V130H65ZM181 129V128H180ZM179 129V130H180ZM192 130V133L190 132L191 130ZM210 129V128H209ZM264 129V128H263ZM262 129V130H263ZM44 130V131H43ZM51 130V131H52ZM56 130V129H55ZM67 130V129H66ZM86 130V133L85 134H83L84 133V131ZM154 130V129H153ZM152 130V131H153ZM219 130H217V131H219ZM228 130H225L224 129V131L226 132V131H228ZM57 131V130H56ZM59 131V130H58ZM63 131V130H62ZM68 131H69V128H68ZM88 131V132H87ZM155 131V130H154ZM178 131V130H177ZM176 131V133H174V135H180V132L182 133L183 131H182V129L179 131V132H177ZM205 131V130H204ZM203 131V132H204ZM209 131H211V129L209 130ZM212 131H213V129H212ZM211 131V132H212ZM214 131H216V130H214ZM213 131V132H214ZM222 131V130H221ZM254 131H261V129H258V130H254ZM264 131V130H263ZM49 132V133H48ZM64 132H66V131H64ZM63 132V133H64ZM96 132V131H95ZM187 132V131H186ZM225 132H224V134H225ZM229 132H226L227 134L225 135V136H227V135H229L228 133ZM55 134L56 132L55 131H52V133H50V134ZM70 133L71 132H69V135H70ZM151 133V132H150ZM170 133H171V135H170ZM208 133V132H207ZM210 133V132H209ZM220 133V132H219ZM222 133V132H221ZM252 133V134H251ZM256 133V132H255ZM262 133V132H261ZM260 132H259V134H261ZM57 134V133H56ZM56 134L54 135V136H56ZM65 134V133H64ZM67 134H68V132H67ZM83 134V135H82ZM183 134L184 133H182V136H183ZM212 134H214V133H212ZM223 134V133H222ZM258 134V133H257ZM48 135L51 137V138H53V140L52 139H50V141H51V143H50V141H49V138H48ZM58 135H60V133H58ZM151 135H153V136H155L154 134H151ZM198 135V136H197ZM202 135V134H201ZM200 135V136H201ZM210 135V134H209ZM220 135V134H219ZM246 135H248V129H247V134ZM245 135V136H246ZM43 136H44V138L45 139H43V141H41L42 139H41V137L43 138ZM61 136V135H60ZM65 136H66V134H65ZM71 136V135H70ZM73 136H71L72 138H73ZM79 136V137H80ZM169 136H173L172 138L173 139H170V137ZM260 136V135H259ZM67 138L69 137L68 135L66 136ZM66 137H64V135L60 138L59 136H57V139L59 138V139H66ZM181 137V136H180ZM248 137H249V135H248ZM247 137V141H248V138ZM254 137L256 138L257 137V135L255 134L254 135ZM83 138H85V137H83ZM155 138V137H154ZM56 138H55V140H57ZM68 139H71V138H68ZM68 139H66V140H64V142L65 141H67ZM74 139H75V137H74ZM76 139H79V138H76ZM161 139V140H162ZM244 139L246 140V137H244ZM71 140H73V139H71ZM251 140H253V141H251ZM256 140V139H255ZM59 141V140H58ZM61 141V140H60ZM59 141V142H60ZM63 141V140H62ZM61 141V142H62ZM73 141H75V140H73ZM257 141V140H256ZM45 142V147H44V145L42 146V144ZM53 142V143H52ZM55 142V143H54ZM76 142V141H75ZM51 144V145H50ZM62 144L63 143H61V144H59V145H61V147L60 148H62L63 146H62ZM11 145H13V148H12V150H10L11 149ZM162 146V145H161ZM53 148V147H52ZM69 148H70V146H69ZM72 148H70V149H72ZM168 149V150H169ZM39 155V159L37 158V156ZM173 155V156H174ZM40 156H43V162L40 160ZM42 159V158H41ZM8 165V167H10V168H5L6 166ZM11 167H14V168H11ZM8 171V172H7ZM21 201L19 204H18V208H17V210H16V212L14 213V215L15 216H13L12 217V221L10 220L9 222L8 221H6L5 220V218H3L4 217V215H3V213H2V210L3 209H5L6 208V203H8V202H10V203H15V202H17V201ZM138 210L139 211H141L142 213L143 212H145V209L144 208H141V207H138ZM150 218V217H149ZM148 218V219H149ZM150 219H153V218H150ZM153 220H155L156 222H158V219L156 218V219H153ZM93 253V252H92ZM91 253V254H92ZM96 255H98V256H101V253H96ZM173 259H175V260H177V259H182V257H183V254H173ZM147 257H151L153 260H155L157 263H159V261H160V264H173L170 260H164L162 257H160V256H158V255H156V254H154V253H149L148 255H147ZM156 263V264H157Z\"/></svg>", "mask_w": 264, "mask_h": 264}, {"label": "crops", "instance_id": "obj_3", "mask_svg": "<svg viewBox=\"0 0 264 264\" xmlns=\"http://www.w3.org/2000/svg\"><path fill=\"white\" fill-rule=\"evenodd\" d=\"M9 1L12 3L11 0ZM29 1L27 0V9L30 6ZM31 2L32 7L33 0ZM12 4L17 5L16 2ZM3 5H8L7 0H0V53L2 52L3 39L5 40L4 43L7 44L8 39L12 38L10 35H7L8 29L11 28V20L7 15L5 20H3ZM43 9L49 10L50 8L43 6L40 9L35 18H33L28 35L32 51H38L42 56L32 53L27 54L25 52L21 54V58H19V61L14 66L8 62L5 63L3 61L4 58L0 54V75H8V81L14 87H19L18 90L24 93V95L30 92L34 98L35 93H41L42 99L49 92V87L44 88V86H49L50 61L55 60L51 56L48 58L44 57L45 55L48 56V54L45 53V50H40L43 46V41L40 40H43V38L39 33L34 36V28H42L37 30L39 32L43 31L42 34L47 28L46 22L48 23L49 19L46 22H43L45 19L38 20L43 17ZM51 10L63 14L60 11ZM139 10L140 12L145 11L141 7H139ZM5 11L7 12V10ZM150 15L153 16V20L158 18L152 12ZM64 16L69 18L66 15ZM38 23H44V28L42 24L40 27ZM36 25L38 26L36 27ZM184 27L195 32L190 27ZM37 36L38 39H36ZM34 40L40 43L37 45L40 48L39 50L33 46L35 44ZM113 40L119 42L115 38ZM7 50L6 48L3 52L5 56L8 54ZM254 51L264 55V50L257 49ZM242 54L250 59L256 58L245 53ZM256 61V66L264 70V58H256ZM13 66L12 73L3 72V69ZM257 70L255 69L254 71ZM261 72L255 73L256 75L251 74L258 78L256 80H254L255 78H245L235 74L228 75L235 79L264 86V77L260 74ZM44 78L47 79L44 81ZM52 82L53 80L50 81V86ZM103 125L110 133V138L106 145H104L103 151L84 175V179L89 184L87 192L80 193L76 189L65 216L81 222L90 230H98L103 227L111 213L116 211L128 215L132 214L131 212L134 210L140 216H144V219L147 217L157 218L158 222L164 225L161 226L166 231L182 241L193 245L191 252L175 249L170 251L168 256L147 246L141 252L143 253L141 254L142 257H147L152 252L164 260H170L173 264H188L189 257L193 258L190 264H264V205L257 201L258 205L248 208L246 204H240L225 198L226 196L236 199L240 195L238 189L234 188L232 190L230 187L233 179L232 176L240 172L238 162L244 158L251 157L253 154L256 159V161H253L261 164L264 162L263 154L248 153L241 158L236 164L235 171L229 178L228 186L230 192H220L216 188V193L211 190V188H214L210 185L209 188L206 184H201V181H194L192 178H189L186 168L181 167L171 156L163 154L162 150L153 145L145 136L134 133L128 127L121 128L122 126H118L111 121H107ZM185 166L187 165L185 164ZM252 178V175H247L244 190L248 188L247 186ZM125 189L133 197V200L129 201L130 206L127 205L128 201L125 204L126 201L122 202L119 200L122 195L121 191ZM143 189H150L153 194L149 193V195L163 198L165 204L148 206L146 205L147 202L139 201L144 195ZM257 198L264 202V195ZM138 207L144 208L145 212L139 211ZM62 220L55 227L43 254L42 260L45 264H48L45 260V255ZM148 234L151 235V233ZM150 237H146V239H150ZM193 251H195V254L192 253ZM96 253H101V256L96 255ZM175 253L183 254L182 259H173V254ZM119 255V251L107 247L103 242L96 239L88 248L83 259V264L111 262V260ZM156 263L155 260L149 257V260L145 264ZM157 264H160V261Z\"/></svg>", "mask_w": 264, "mask_h": 264}, {"label": "built area", "instance_id": "obj_4", "mask_svg": "<svg viewBox=\"0 0 264 264\" xmlns=\"http://www.w3.org/2000/svg\"><path fill=\"white\" fill-rule=\"evenodd\" d=\"M252 95L253 98L255 100H257L258 102L264 103V86H257L252 90ZM88 182L85 179H82L77 187V190L80 193H85L88 190ZM146 229L148 231H154L156 229V224L155 222L151 221V220H147L146 223Z\"/></svg>", "mask_w": 264, "mask_h": 264}]
</instances>
